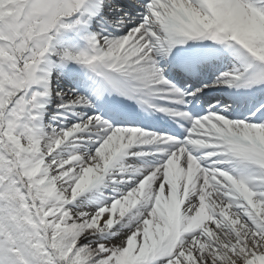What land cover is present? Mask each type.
I'll return each instance as SVG.
<instances>
[{"label":"snow or ice","instance_id":"1","mask_svg":"<svg viewBox=\"0 0 264 264\" xmlns=\"http://www.w3.org/2000/svg\"><path fill=\"white\" fill-rule=\"evenodd\" d=\"M0 264H264V0H0Z\"/></svg>","mask_w":264,"mask_h":264}]
</instances>
